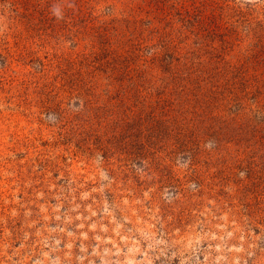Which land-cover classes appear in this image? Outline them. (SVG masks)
I'll return each instance as SVG.
<instances>
[{
  "label": "rangeland",
  "instance_id": "obj_1",
  "mask_svg": "<svg viewBox=\"0 0 264 264\" xmlns=\"http://www.w3.org/2000/svg\"><path fill=\"white\" fill-rule=\"evenodd\" d=\"M0 264H264V0H0Z\"/></svg>",
  "mask_w": 264,
  "mask_h": 264
},
{
  "label": "clouds",
  "instance_id": "obj_2",
  "mask_svg": "<svg viewBox=\"0 0 264 264\" xmlns=\"http://www.w3.org/2000/svg\"><path fill=\"white\" fill-rule=\"evenodd\" d=\"M57 14H59V13H57Z\"/></svg>",
  "mask_w": 264,
  "mask_h": 264
}]
</instances>
